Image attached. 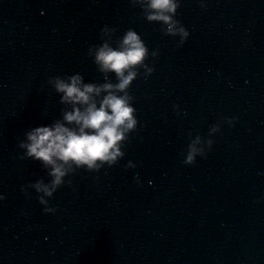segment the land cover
Returning a JSON list of instances; mask_svg holds the SVG:
<instances>
[{
    "label": "clouds",
    "instance_id": "1",
    "mask_svg": "<svg viewBox=\"0 0 264 264\" xmlns=\"http://www.w3.org/2000/svg\"><path fill=\"white\" fill-rule=\"evenodd\" d=\"M178 4L179 0H148L146 7L150 9L149 20L163 21L169 33L180 34L183 43L189 38L190 31L174 17ZM201 4L203 6V2ZM147 55L148 49L142 37L137 31L129 29L119 47H112L105 42L95 50L97 64L104 71L114 72L118 77L117 83L99 85L85 82L79 73L67 79H54L55 89L62 93L61 102L72 104V110L65 111L62 120L31 127L26 133V139L19 143V147L24 149L21 158L27 156L50 166V183L37 180L27 186L44 194L39 196V201L45 206V212L56 211L55 207L47 206L49 202L45 196H53L64 183L72 165L100 169L104 164L114 165L124 156L123 141L138 124L136 107L131 103L126 89L137 75L136 66L142 65ZM154 70L148 69L149 72ZM121 92L124 94L121 95ZM174 107L177 109L179 105ZM236 119L235 116L227 118L229 123ZM219 129V124H213L211 131L217 132ZM199 139L197 137V141ZM213 143L212 139L208 140V150ZM204 151L203 147L193 142L184 163H195L197 154H203ZM127 166L137 167L132 160L128 161ZM136 179L139 182V176ZM27 187H24L26 192ZM3 199L5 195L0 192V200Z\"/></svg>",
    "mask_w": 264,
    "mask_h": 264
},
{
    "label": "water",
    "instance_id": "2",
    "mask_svg": "<svg viewBox=\"0 0 264 264\" xmlns=\"http://www.w3.org/2000/svg\"><path fill=\"white\" fill-rule=\"evenodd\" d=\"M213 264H264V145Z\"/></svg>",
    "mask_w": 264,
    "mask_h": 264
}]
</instances>
